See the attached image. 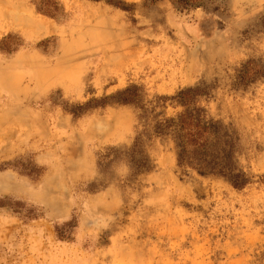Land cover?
<instances>
[{
    "label": "rangeland",
    "instance_id": "obj_1",
    "mask_svg": "<svg viewBox=\"0 0 264 264\" xmlns=\"http://www.w3.org/2000/svg\"><path fill=\"white\" fill-rule=\"evenodd\" d=\"M1 199L0 264H264V0H0Z\"/></svg>",
    "mask_w": 264,
    "mask_h": 264
},
{
    "label": "trees",
    "instance_id": "obj_2",
    "mask_svg": "<svg viewBox=\"0 0 264 264\" xmlns=\"http://www.w3.org/2000/svg\"><path fill=\"white\" fill-rule=\"evenodd\" d=\"M38 10L52 16L54 10L57 7V3L53 2L51 5L46 4L43 6H37ZM13 38L9 36L2 42L1 50L11 52V49L5 47L7 42ZM131 89H127L124 92L118 93V103L130 104L137 99L138 95L136 93H131ZM195 91H186L179 94L182 101H189L191 99L192 93ZM120 95V96H119ZM116 97V99H117ZM166 128L173 129L174 134H176V144L178 149L179 162L185 161V157L190 160H200L202 166L210 165L214 163V160L208 161L207 157L215 158V150L217 145L213 143V139L216 138V143L219 142V133L215 125L207 124L201 122L196 116L189 113H184L179 116L176 120H168L165 122ZM225 170L221 169L218 173H226ZM224 176L227 174H223ZM233 180V179H232ZM234 186L237 187V182H234ZM10 203L5 200H0V209L9 208ZM36 218V214L30 216ZM59 233V231H57Z\"/></svg>",
    "mask_w": 264,
    "mask_h": 264
}]
</instances>
